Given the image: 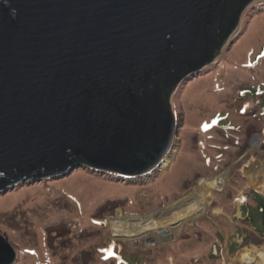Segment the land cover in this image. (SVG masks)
I'll use <instances>...</instances> for the list:
<instances>
[{"label":"water","instance_id":"obj_1","mask_svg":"<svg viewBox=\"0 0 264 264\" xmlns=\"http://www.w3.org/2000/svg\"><path fill=\"white\" fill-rule=\"evenodd\" d=\"M253 1L0 0V189L81 164L152 171L176 132L171 92ZM15 258L0 235V264Z\"/></svg>","mask_w":264,"mask_h":264},{"label":"rangeland","instance_id":"obj_2","mask_svg":"<svg viewBox=\"0 0 264 264\" xmlns=\"http://www.w3.org/2000/svg\"><path fill=\"white\" fill-rule=\"evenodd\" d=\"M239 28L171 92L176 132L152 171L123 176L79 165L0 189V235L15 250L12 264H264V247L243 250L263 245V234L233 217L241 203L255 207L253 191L264 192L246 175L264 162V0L243 10ZM228 171L197 212L195 186ZM174 213L185 218L181 228ZM254 213L253 227L262 231ZM144 215L168 225L152 226L146 242L125 229L127 218Z\"/></svg>","mask_w":264,"mask_h":264},{"label":"bare ground","instance_id":"obj_3","mask_svg":"<svg viewBox=\"0 0 264 264\" xmlns=\"http://www.w3.org/2000/svg\"><path fill=\"white\" fill-rule=\"evenodd\" d=\"M260 142H261V140H259L256 144L253 145L254 150L259 148ZM165 165H166V163H165ZM248 168H249V171H246V175L249 179L251 186L255 187V188L263 189L264 188V162H262V163L258 162L257 164L252 165ZM228 173H229V171L226 172L221 177H216V178H213V179H210L207 181H200L195 186L196 187L195 191H194L195 193H193L192 197L198 195L201 199L200 203H198L196 200H192L193 206H196L199 204L197 207V212H202V211L206 210L209 195L214 190H216L217 188H219L220 186L223 185L224 181L228 178V175H229ZM185 201H187V200H184L183 202H185ZM176 213H180V211H178ZM176 213L171 215V220L176 219L178 223L182 222L180 225V228H181V226L185 225V223H184L185 218L178 219V216L176 215ZM161 215H163V214H161ZM165 215H167V213L164 214L162 216V218L165 217ZM142 218L143 219L141 221L135 222V223L129 222L128 218L125 220L127 222V227L125 229H127L130 233H134V234L138 233V234H136V235H139L138 237L134 234L133 235L139 240H141V239L144 240L146 237H148L147 235H149L150 231L152 230L151 229L152 226L156 230H161V229H165L166 227H168V225L163 224V223H161L160 225H158V227H156L154 223L150 224V221L154 220L153 218H149L145 215ZM159 218L161 219V217H158L157 220H159ZM144 242H146V240H144Z\"/></svg>","mask_w":264,"mask_h":264},{"label":"trees","instance_id":"obj_4","mask_svg":"<svg viewBox=\"0 0 264 264\" xmlns=\"http://www.w3.org/2000/svg\"><path fill=\"white\" fill-rule=\"evenodd\" d=\"M258 94H264L263 91H258ZM263 103V106H264V98L262 99L261 101ZM264 113V110L263 112ZM262 115V114H261ZM83 162L82 159H75V163H78V164H81ZM82 165V164H81ZM82 166H85V165H82ZM87 167V166H86ZM253 196L256 200V205L254 208L250 209V206L246 205V203H241L236 209L235 211L233 212V217L234 218V222L236 221H240V220H249V222L251 223V226L253 229H255L256 231H258L260 234H263L264 236V192L261 193V192H257V191H253ZM245 210H249V213L247 215L244 214V211ZM254 213L258 218H260V224H261V228L263 229L262 231H259L257 230L255 227H253V223H254V220L252 219V213ZM239 241H240V238H239ZM232 243V237H231V240L228 244V247H230ZM241 245H242V242H240ZM264 247V244L263 245H259V246H254V245H251V244H248L247 246L244 247L243 250L245 249H249V248H252L253 250H261L263 249ZM250 250V249H249Z\"/></svg>","mask_w":264,"mask_h":264}]
</instances>
